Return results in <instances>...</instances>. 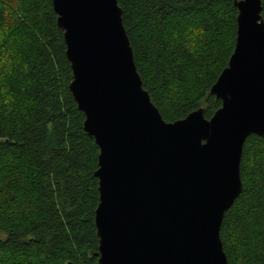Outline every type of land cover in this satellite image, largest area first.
Wrapping results in <instances>:
<instances>
[{
  "label": "trees",
  "instance_id": "obj_1",
  "mask_svg": "<svg viewBox=\"0 0 264 264\" xmlns=\"http://www.w3.org/2000/svg\"><path fill=\"white\" fill-rule=\"evenodd\" d=\"M144 88L167 121L221 107L211 93L237 38L235 0H118ZM264 16V0H262ZM53 0H0V264H100V148ZM242 192L221 238L229 264H264V136L250 135Z\"/></svg>",
  "mask_w": 264,
  "mask_h": 264
},
{
  "label": "water",
  "instance_id": "obj_2",
  "mask_svg": "<svg viewBox=\"0 0 264 264\" xmlns=\"http://www.w3.org/2000/svg\"><path fill=\"white\" fill-rule=\"evenodd\" d=\"M70 83L99 148L96 228L100 264H229L226 212L244 187L241 160L264 136L262 0H235L237 38L211 88L222 100L164 119L137 70L118 0H53Z\"/></svg>",
  "mask_w": 264,
  "mask_h": 264
},
{
  "label": "rangeland",
  "instance_id": "obj_3",
  "mask_svg": "<svg viewBox=\"0 0 264 264\" xmlns=\"http://www.w3.org/2000/svg\"><path fill=\"white\" fill-rule=\"evenodd\" d=\"M5 234L4 233H0V238H4Z\"/></svg>",
  "mask_w": 264,
  "mask_h": 264
},
{
  "label": "snow or ice",
  "instance_id": "obj_4",
  "mask_svg": "<svg viewBox=\"0 0 264 264\" xmlns=\"http://www.w3.org/2000/svg\"><path fill=\"white\" fill-rule=\"evenodd\" d=\"M258 27H264V24H262V25H259Z\"/></svg>",
  "mask_w": 264,
  "mask_h": 264
},
{
  "label": "bare ground",
  "instance_id": "obj_5",
  "mask_svg": "<svg viewBox=\"0 0 264 264\" xmlns=\"http://www.w3.org/2000/svg\"><path fill=\"white\" fill-rule=\"evenodd\" d=\"M138 70V69H137ZM139 72V71H138Z\"/></svg>",
  "mask_w": 264,
  "mask_h": 264
}]
</instances>
